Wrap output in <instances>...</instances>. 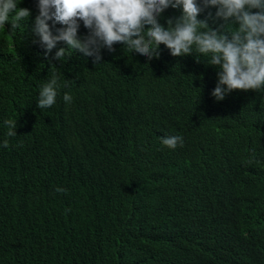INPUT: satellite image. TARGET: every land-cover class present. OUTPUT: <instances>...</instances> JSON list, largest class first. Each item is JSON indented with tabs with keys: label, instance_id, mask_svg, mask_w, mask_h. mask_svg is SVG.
Returning a JSON list of instances; mask_svg holds the SVG:
<instances>
[{
	"label": "trees",
	"instance_id": "16d2710c",
	"mask_svg": "<svg viewBox=\"0 0 264 264\" xmlns=\"http://www.w3.org/2000/svg\"><path fill=\"white\" fill-rule=\"evenodd\" d=\"M38 3L0 27V264H264V89L218 101L209 57L163 44L151 60L121 43L98 64L55 59L66 45L45 55ZM216 11L198 18L216 28ZM53 72L59 94L40 109Z\"/></svg>",
	"mask_w": 264,
	"mask_h": 264
},
{
	"label": "clouds",
	"instance_id": "9594fccd",
	"mask_svg": "<svg viewBox=\"0 0 264 264\" xmlns=\"http://www.w3.org/2000/svg\"><path fill=\"white\" fill-rule=\"evenodd\" d=\"M19 2L0 0V27L5 28L11 20L15 30L18 21L31 15L29 8H18ZM209 6H215V17L224 21L216 28L207 19L198 18ZM169 7L181 8L182 14L168 18L165 26L159 17ZM38 8L34 32L46 49L45 55L61 42L66 45L55 52V59L62 60L74 50L94 56L93 62L98 64L102 49L115 51L114 45L121 43L124 49L151 60L159 58L163 44L172 56L191 55L195 50L209 57L206 63L218 68L212 92L218 101L234 90L264 89V0H39ZM81 22L88 29L84 36L79 35ZM57 24L61 27L54 33ZM60 88L59 77L53 72L41 87L38 107H51ZM63 99L70 103L72 97L65 93ZM6 124L7 136L17 135V121L8 120ZM183 143L180 135L162 137V144L170 149Z\"/></svg>",
	"mask_w": 264,
	"mask_h": 264
}]
</instances>
